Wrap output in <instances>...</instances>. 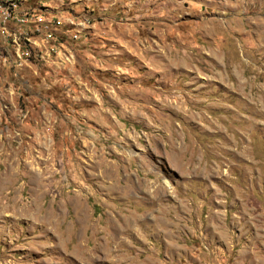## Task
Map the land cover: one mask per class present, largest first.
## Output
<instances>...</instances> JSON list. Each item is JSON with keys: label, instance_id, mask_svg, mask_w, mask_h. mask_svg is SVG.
<instances>
[{"label": "rangeland", "instance_id": "1", "mask_svg": "<svg viewBox=\"0 0 264 264\" xmlns=\"http://www.w3.org/2000/svg\"><path fill=\"white\" fill-rule=\"evenodd\" d=\"M26 5L0 264H264V0Z\"/></svg>", "mask_w": 264, "mask_h": 264}, {"label": "built area", "instance_id": "2", "mask_svg": "<svg viewBox=\"0 0 264 264\" xmlns=\"http://www.w3.org/2000/svg\"><path fill=\"white\" fill-rule=\"evenodd\" d=\"M26 1L0 0V47L7 54L14 51L15 62L27 57L24 50L29 48L30 36L41 35L44 30L39 18L34 19L33 10ZM45 29H48L47 24Z\"/></svg>", "mask_w": 264, "mask_h": 264}]
</instances>
